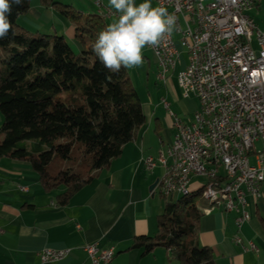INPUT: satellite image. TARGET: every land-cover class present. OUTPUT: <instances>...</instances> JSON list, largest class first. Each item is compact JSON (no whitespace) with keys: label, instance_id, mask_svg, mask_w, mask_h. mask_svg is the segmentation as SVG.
Instances as JSON below:
<instances>
[{"label":"trees","instance_id":"1","mask_svg":"<svg viewBox=\"0 0 264 264\" xmlns=\"http://www.w3.org/2000/svg\"><path fill=\"white\" fill-rule=\"evenodd\" d=\"M29 2L13 5L11 30L0 39V158L27 162L45 192L61 188V207L119 156L145 117L126 69L109 72L92 51L105 28L96 13L39 0L73 24L74 52L62 36L30 35L16 24ZM203 208L202 188L164 202L157 233L133 238L129 249H164L177 264H214L211 250L197 243Z\"/></svg>","mask_w":264,"mask_h":264},{"label":"crops","instance_id":"2","mask_svg":"<svg viewBox=\"0 0 264 264\" xmlns=\"http://www.w3.org/2000/svg\"><path fill=\"white\" fill-rule=\"evenodd\" d=\"M60 1L81 13H96L90 0ZM101 1L113 9L108 0ZM141 2L136 0L137 4ZM152 6L155 7L154 0ZM248 15L264 31V0H258ZM115 20L108 18L103 24L106 27ZM16 24L30 35L61 34L75 51L80 49L73 37V24L52 8L41 6L39 0H30L27 12L17 18ZM138 70L143 72L142 64L132 68L130 74L127 72L130 83L138 81ZM163 86L167 93L178 91L172 78H166ZM143 114L145 123L134 139L121 148L106 169L93 172L89 184L61 207L55 204V197L62 189L45 192L27 162L0 158V264H41L37 253L45 249L69 251L63 260L47 264H88L81 249L93 243L101 249H112L111 264H177L164 249H155L148 255H142L141 249H129L133 238L157 233V217L164 205L156 198H161L157 185L148 191L155 181L158 184L163 170L156 166L146 172L140 159H156L173 141L171 132L153 112ZM204 184L192 177L187 186L189 194ZM246 204L248 221L238 235L242 245L252 243L256 253L243 252L233 243L234 214L215 207L202 215L197 243L211 250L214 264H264V187L257 198L247 197Z\"/></svg>","mask_w":264,"mask_h":264},{"label":"built area","instance_id":"3","mask_svg":"<svg viewBox=\"0 0 264 264\" xmlns=\"http://www.w3.org/2000/svg\"><path fill=\"white\" fill-rule=\"evenodd\" d=\"M90 1L106 19L118 18L101 0ZM256 2L154 0L155 7L175 17L170 37L159 47H147L155 59V78L164 83L184 55L185 63L176 72L179 93L185 101L193 97L198 108L188 123L172 117L173 141L164 153L140 159L146 172L158 166L162 176L171 174L166 195L188 190L192 177L205 179L209 199L202 214L215 207L230 208L236 230L233 243L253 253L256 247L250 242L244 247L238 233L248 221L246 198H257L264 187V31L248 15ZM161 104L168 110L163 100ZM258 142L260 151L255 149ZM206 143L216 146L218 165L200 153ZM81 251L88 264L112 263V249H101L97 243ZM68 253L45 249L37 256L47 264Z\"/></svg>","mask_w":264,"mask_h":264},{"label":"clouds","instance_id":"4","mask_svg":"<svg viewBox=\"0 0 264 264\" xmlns=\"http://www.w3.org/2000/svg\"><path fill=\"white\" fill-rule=\"evenodd\" d=\"M23 0H0V39L11 30L8 16L13 5ZM118 18L102 29L95 39L92 51L105 69L118 73L122 68L132 69L143 63L145 47H159L172 34L175 17L163 7H153L152 0H108Z\"/></svg>","mask_w":264,"mask_h":264},{"label":"rangeland","instance_id":"5","mask_svg":"<svg viewBox=\"0 0 264 264\" xmlns=\"http://www.w3.org/2000/svg\"><path fill=\"white\" fill-rule=\"evenodd\" d=\"M59 2L61 3V1L59 0ZM105 2V1H104ZM106 3V2H105ZM65 5H68L67 3H65ZM77 10V9H76ZM78 11V10H77ZM72 32H73V37H74V28H72ZM49 35H53L49 34ZM57 36H61V34H55ZM65 42L67 43V45L73 49L72 43L67 40L64 39ZM74 52L75 49H73ZM182 63H185V56L183 55L182 58ZM181 62L177 63L176 68L174 69V71H170L169 74L167 75V78H172L174 80L175 86L178 89V83H177V79H176V72L177 70H180V67L182 65ZM143 72H139L138 70V74H140L138 81L133 80L130 84H132L131 86L134 88L135 93L137 95V98L139 100V103L142 107V111L143 113L145 111L150 112L155 115V118L158 120H161L162 126L165 127L166 129L169 130L168 132H171V140L173 138V118L175 117L179 120H181L184 123H188L191 120V116L192 113L198 108V103L197 101L191 97V99L189 101H185L180 93H179V89L176 93H167L165 87L163 86V82H159L156 80L155 76H156V64H155V59L152 55V53L150 52L149 49H147V47H145L143 49ZM126 71L128 72V74H130L131 69H126ZM164 101L167 105H168V110L164 109V107L161 104V101ZM1 116H0V126H1ZM173 129V130H172ZM255 149L256 151H260L261 150V145L260 143H255ZM196 179L199 180L200 183L205 182V179L203 178H197ZM59 190H61V188L52 191L54 193H57ZM156 198L163 202L166 201H173L175 200L177 197L176 196H171V197H159L156 196Z\"/></svg>","mask_w":264,"mask_h":264},{"label":"bare ground","instance_id":"6","mask_svg":"<svg viewBox=\"0 0 264 264\" xmlns=\"http://www.w3.org/2000/svg\"><path fill=\"white\" fill-rule=\"evenodd\" d=\"M96 15L98 16V19L100 21L106 20V17L101 14V12L96 11ZM200 153L203 154V156H208L210 159L211 165H218V154L216 153V146L214 143H206V146H200ZM171 182V174H164L159 182H158V192L161 197L167 198L171 197V195H166L168 191L169 183ZM188 190L175 193L176 197L180 196H186L188 195ZM202 199L204 202V206L207 204L209 199V192L207 187L202 186ZM222 211L226 214H230V208H223Z\"/></svg>","mask_w":264,"mask_h":264},{"label":"water","instance_id":"7","mask_svg":"<svg viewBox=\"0 0 264 264\" xmlns=\"http://www.w3.org/2000/svg\"><path fill=\"white\" fill-rule=\"evenodd\" d=\"M157 185V181H155L149 188H148V191H152L155 186Z\"/></svg>","mask_w":264,"mask_h":264}]
</instances>
